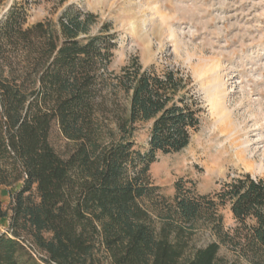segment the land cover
<instances>
[{"label": "trees", "instance_id": "1", "mask_svg": "<svg viewBox=\"0 0 264 264\" xmlns=\"http://www.w3.org/2000/svg\"><path fill=\"white\" fill-rule=\"evenodd\" d=\"M6 0H0V11ZM65 2L66 0H62ZM67 7L57 21L29 23L16 0L0 15V264H237L223 247L264 264V179L237 173L199 194L182 179L170 200L153 182L158 154L186 148L204 103L189 73L133 61L110 69L109 25ZM151 124L147 147L136 140ZM75 147L66 157L49 139L54 124ZM229 207L234 227L220 208ZM214 237L193 243L200 230Z\"/></svg>", "mask_w": 264, "mask_h": 264}, {"label": "rangeland", "instance_id": "2", "mask_svg": "<svg viewBox=\"0 0 264 264\" xmlns=\"http://www.w3.org/2000/svg\"><path fill=\"white\" fill-rule=\"evenodd\" d=\"M16 0H6L5 13ZM28 8L29 23L57 21L74 6L95 14L92 32L107 24L117 48L110 69L119 72L138 61L157 70L179 68L189 73L204 103L203 122L189 145L174 154L159 153L151 165L153 182L172 200L177 180L199 194L219 189L229 176L249 172L264 179V0H18ZM151 124L136 132L140 149L147 147ZM49 139L63 157L75 144L54 124ZM245 156V157H244ZM249 161V162H248ZM0 187V205L11 204V190ZM224 224L234 227L229 207L220 208ZM8 218L0 219L6 231ZM210 230L194 236L207 245ZM220 255L237 264H251L223 247Z\"/></svg>", "mask_w": 264, "mask_h": 264}, {"label": "built area", "instance_id": "3", "mask_svg": "<svg viewBox=\"0 0 264 264\" xmlns=\"http://www.w3.org/2000/svg\"><path fill=\"white\" fill-rule=\"evenodd\" d=\"M24 245L29 248L30 252L32 253V255L38 259L40 262L44 263V264H58L57 262H43L41 260V256H43V254L40 253V251L38 249H36L29 241L25 242Z\"/></svg>", "mask_w": 264, "mask_h": 264}, {"label": "bare ground", "instance_id": "4", "mask_svg": "<svg viewBox=\"0 0 264 264\" xmlns=\"http://www.w3.org/2000/svg\"><path fill=\"white\" fill-rule=\"evenodd\" d=\"M245 157V156H244ZM249 162V161H248Z\"/></svg>", "mask_w": 264, "mask_h": 264}]
</instances>
